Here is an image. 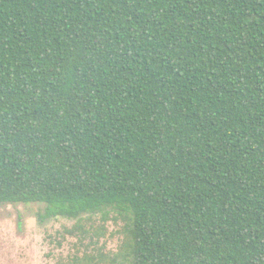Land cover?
<instances>
[{
    "label": "trees",
    "instance_id": "obj_1",
    "mask_svg": "<svg viewBox=\"0 0 264 264\" xmlns=\"http://www.w3.org/2000/svg\"><path fill=\"white\" fill-rule=\"evenodd\" d=\"M5 205L113 212L127 264H264V0H0Z\"/></svg>",
    "mask_w": 264,
    "mask_h": 264
},
{
    "label": "rangeland",
    "instance_id": "obj_2",
    "mask_svg": "<svg viewBox=\"0 0 264 264\" xmlns=\"http://www.w3.org/2000/svg\"><path fill=\"white\" fill-rule=\"evenodd\" d=\"M44 205L0 207V264H127L121 255L126 222L110 212L80 221H42ZM117 219V221H115Z\"/></svg>",
    "mask_w": 264,
    "mask_h": 264
}]
</instances>
